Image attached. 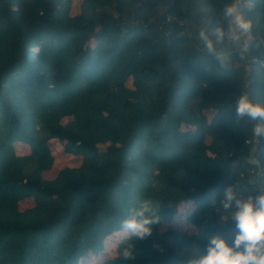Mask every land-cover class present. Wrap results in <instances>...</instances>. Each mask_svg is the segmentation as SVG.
Returning <instances> with one entry per match:
<instances>
[{"label":"trees","instance_id":"16d2710c","mask_svg":"<svg viewBox=\"0 0 264 264\" xmlns=\"http://www.w3.org/2000/svg\"><path fill=\"white\" fill-rule=\"evenodd\" d=\"M72 1L0 0V264L96 260L145 201L152 234L100 264H189L213 237L231 245L225 190L264 195V122L235 112L242 95L264 106V0H241L252 27L238 44L214 35L232 0H81L71 16ZM51 140L81 163L46 180ZM186 202L195 233L159 231Z\"/></svg>","mask_w":264,"mask_h":264},{"label":"clouds","instance_id":"9594fccd","mask_svg":"<svg viewBox=\"0 0 264 264\" xmlns=\"http://www.w3.org/2000/svg\"><path fill=\"white\" fill-rule=\"evenodd\" d=\"M240 3L241 0H232V3L223 9L228 27L227 31L221 27L215 29L214 35L218 42L227 39L233 44H238L241 37L251 31V22L244 18ZM199 35L209 53L217 55V58L223 56L222 53H216L214 43L206 32L200 31ZM235 112L238 117L246 116L251 120L264 122V106L254 104L246 95H242L236 101ZM253 133L257 137L264 136V123H257ZM222 204L225 210L235 204L236 211L232 217L238 229L235 240L229 245L225 239L213 237L206 254L191 259L189 264H264V195L240 200L236 198L232 188L228 187ZM150 211V204L147 201L143 202L134 212L133 218L124 220L122 226L138 239H146L152 234L151 226L158 220L145 216V213ZM136 217L140 219L137 220ZM122 257L131 260L133 252L125 249Z\"/></svg>","mask_w":264,"mask_h":264},{"label":"rangeland","instance_id":"374dc122","mask_svg":"<svg viewBox=\"0 0 264 264\" xmlns=\"http://www.w3.org/2000/svg\"><path fill=\"white\" fill-rule=\"evenodd\" d=\"M81 0H73L71 9H70V15L74 16L78 14L80 9ZM127 87H131V81L128 80L126 82ZM16 150L18 155H27L29 154V147L25 144H15ZM48 147L50 150V153L53 157L52 166L49 170L45 171L43 173V178L46 180L53 179L57 173L65 167H78L81 163V159L78 156H73L71 154H68L64 151L63 144L56 140H51L48 143ZM33 200L27 199L20 203L19 209L24 210L27 208H30L33 206ZM194 209V206L191 202H186L182 204V212L183 215L181 216H175L171 223L169 224H161L159 227V231H164L169 227L182 230L183 232L187 234H194L195 229L188 223L187 216L190 212H192ZM131 233L130 230L124 229L123 231L119 233H115L108 237L104 242V249L101 252V256L98 257V259L94 260L91 257H88V259L83 264H100L102 259L109 258L113 256L114 248L116 244L126 236H128Z\"/></svg>","mask_w":264,"mask_h":264}]
</instances>
